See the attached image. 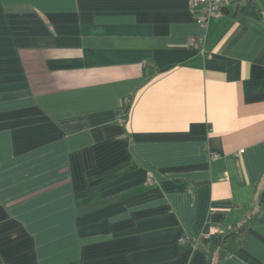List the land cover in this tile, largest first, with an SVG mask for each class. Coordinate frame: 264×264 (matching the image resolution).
<instances>
[{"label":"crops","instance_id":"obj_1","mask_svg":"<svg viewBox=\"0 0 264 264\" xmlns=\"http://www.w3.org/2000/svg\"><path fill=\"white\" fill-rule=\"evenodd\" d=\"M0 264H264V0H0Z\"/></svg>","mask_w":264,"mask_h":264},{"label":"built area","instance_id":"obj_2","mask_svg":"<svg viewBox=\"0 0 264 264\" xmlns=\"http://www.w3.org/2000/svg\"><path fill=\"white\" fill-rule=\"evenodd\" d=\"M227 0H189V6L192 13L195 15L196 22L203 28H207L209 22L213 19H217L223 12ZM189 45L196 47L197 39L191 37L189 39ZM231 227L225 229L229 232ZM190 242L189 238H181V244H187Z\"/></svg>","mask_w":264,"mask_h":264},{"label":"trees","instance_id":"obj_3","mask_svg":"<svg viewBox=\"0 0 264 264\" xmlns=\"http://www.w3.org/2000/svg\"><path fill=\"white\" fill-rule=\"evenodd\" d=\"M254 220L255 218L251 217L246 220L244 225H241L224 235L219 249V260H222L237 251L247 234L248 226L254 222Z\"/></svg>","mask_w":264,"mask_h":264}]
</instances>
